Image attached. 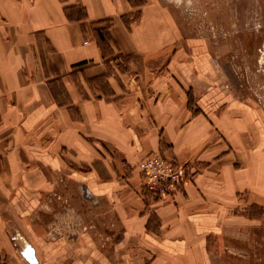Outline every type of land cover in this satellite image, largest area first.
Returning <instances> with one entry per match:
<instances>
[{"label": "crops", "instance_id": "obj_1", "mask_svg": "<svg viewBox=\"0 0 264 264\" xmlns=\"http://www.w3.org/2000/svg\"><path fill=\"white\" fill-rule=\"evenodd\" d=\"M184 42L150 0H0V264H215L255 240L264 109ZM149 154L186 166L170 201L143 190Z\"/></svg>", "mask_w": 264, "mask_h": 264}, {"label": "rangeland", "instance_id": "obj_2", "mask_svg": "<svg viewBox=\"0 0 264 264\" xmlns=\"http://www.w3.org/2000/svg\"><path fill=\"white\" fill-rule=\"evenodd\" d=\"M150 1L179 29L182 46L187 38H197L212 60L234 65L241 95L252 97L264 109V0ZM263 225L241 256L234 248L229 259L218 254L214 263L264 264Z\"/></svg>", "mask_w": 264, "mask_h": 264}, {"label": "built area", "instance_id": "obj_3", "mask_svg": "<svg viewBox=\"0 0 264 264\" xmlns=\"http://www.w3.org/2000/svg\"><path fill=\"white\" fill-rule=\"evenodd\" d=\"M143 190L156 201L167 202L188 183L186 166L160 155L149 154L138 162Z\"/></svg>", "mask_w": 264, "mask_h": 264}, {"label": "water", "instance_id": "obj_4", "mask_svg": "<svg viewBox=\"0 0 264 264\" xmlns=\"http://www.w3.org/2000/svg\"><path fill=\"white\" fill-rule=\"evenodd\" d=\"M25 256L26 259L31 263V264H35L36 261L33 258V250L30 248H27L26 252H25Z\"/></svg>", "mask_w": 264, "mask_h": 264}]
</instances>
